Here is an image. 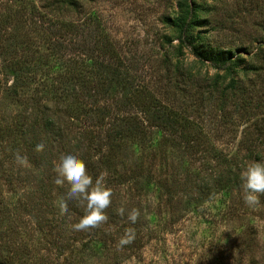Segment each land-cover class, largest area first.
Segmentation results:
<instances>
[{
    "label": "rangeland",
    "instance_id": "obj_1",
    "mask_svg": "<svg viewBox=\"0 0 264 264\" xmlns=\"http://www.w3.org/2000/svg\"><path fill=\"white\" fill-rule=\"evenodd\" d=\"M52 1L0 0V264H264V194L248 207L240 180L264 158V0H79L57 17ZM180 3L195 22L182 47ZM71 152L114 192L88 232L75 201L59 214L54 163Z\"/></svg>",
    "mask_w": 264,
    "mask_h": 264
},
{
    "label": "clouds",
    "instance_id": "obj_2",
    "mask_svg": "<svg viewBox=\"0 0 264 264\" xmlns=\"http://www.w3.org/2000/svg\"><path fill=\"white\" fill-rule=\"evenodd\" d=\"M45 145H36L37 152L43 151ZM15 162L21 167L28 166L27 156L21 155L19 151L15 153ZM56 176L54 183L67 190L58 203L59 214L64 216L69 211V202L75 201L83 208L84 214L78 222L72 225V230L76 232H88L92 229L100 228L107 223L109 217L106 210L111 206L113 199V189L107 183V172H101L98 176L89 173L87 161L78 152L62 154L58 163H54ZM242 199L248 207H255L260 204L261 194H264V158L252 161L243 166L240 172ZM118 215L124 216L126 209L119 207ZM141 212L138 208H132L127 213L128 220L135 224L140 218ZM136 232L133 228L125 230L124 234L117 241V248L130 245L134 242ZM63 258H61L62 264Z\"/></svg>",
    "mask_w": 264,
    "mask_h": 264
},
{
    "label": "trees",
    "instance_id": "obj_3",
    "mask_svg": "<svg viewBox=\"0 0 264 264\" xmlns=\"http://www.w3.org/2000/svg\"><path fill=\"white\" fill-rule=\"evenodd\" d=\"M42 1V0H40ZM46 1V0H45ZM36 4H31L33 10L38 9V6H35ZM79 7V0H60L59 2H57V0H54L52 2H45L41 3L40 8L45 11L48 15H53L55 17L61 15V13H69L70 11L72 12H76L78 10ZM180 10L181 13L179 15V18L175 21L169 19L168 21L174 25L177 29H180L181 31V35L179 34V40H180V47L184 46L186 40L183 36V34L186 33L187 30H189V27L191 25H193L195 22L193 21V19L190 21V13L188 11V9L186 10V8L183 6L182 3H180ZM36 13V12H35ZM34 13V14H35ZM33 14V15H34ZM41 15V13H39ZM60 48L64 47V43L59 44ZM66 47H68V44H66ZM89 61H91L90 63H88L90 66H92V64H99V66L97 65V67H93V68H99L102 69V71H104L107 75H109L111 78V83L113 85V83H117L120 86H126L127 85V80H128V74H127V70L126 69H121L120 66H115L113 67L112 65H105L104 62H94L92 57L89 56H93L90 53H86ZM219 60L223 61L225 64L227 63V58L225 55L219 56L218 57ZM230 63H232L233 66H229V69H233L236 66L239 65V60L238 59H231L228 58ZM94 62V63H93ZM127 75V76H126ZM18 82L19 80H17L16 85H14V87L18 86ZM234 82V80H233ZM129 105V104H127ZM157 111H155L153 114V119L155 120V123L159 124V125H163V124H167L168 122L171 121V118L168 117L167 115H164L163 113H156ZM258 133L259 136L260 135H264L263 129L259 128L258 129Z\"/></svg>",
    "mask_w": 264,
    "mask_h": 264
}]
</instances>
